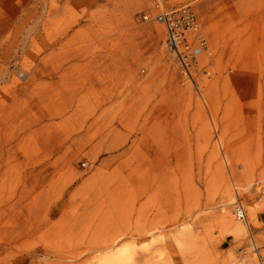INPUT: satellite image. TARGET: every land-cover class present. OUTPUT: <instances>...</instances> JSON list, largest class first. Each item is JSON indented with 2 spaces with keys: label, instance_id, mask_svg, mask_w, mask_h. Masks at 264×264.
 <instances>
[{
  "label": "rangeland",
  "instance_id": "1",
  "mask_svg": "<svg viewBox=\"0 0 264 264\" xmlns=\"http://www.w3.org/2000/svg\"><path fill=\"white\" fill-rule=\"evenodd\" d=\"M52 1L45 13L50 5L59 7L46 26L55 36L69 29L73 18L84 20L83 4L92 2L91 143L54 153L18 149L9 158L0 153V264H21L25 251L79 247L102 234L153 227L160 234L157 245L180 232L175 221L192 231L188 244L203 264L264 262V111L256 109V93H246L260 71L246 60L241 64L230 48L234 36L251 41L263 35L264 0H160L164 7L189 4L198 15L191 36L204 35L207 44L197 54L192 80L180 73L165 47L164 25L153 20L159 0H83L75 6ZM20 2L0 0V22ZM37 42L40 46L42 39ZM29 48L32 56L38 49ZM104 51L109 64L103 81L99 56ZM149 145L158 147L159 176L156 187L143 194L144 178L153 168ZM26 155L37 160L22 164ZM39 160L47 177L42 186L34 180L29 186L35 217L17 229L7 207L28 184L25 168L33 169ZM239 205L246 213L254 211L258 223L250 219L246 232L235 236L215 214L228 206L233 216ZM19 232L26 235L18 238ZM126 237L118 246L132 248L143 240ZM47 261L41 256L22 264Z\"/></svg>",
  "mask_w": 264,
  "mask_h": 264
},
{
  "label": "bare ground",
  "instance_id": "2",
  "mask_svg": "<svg viewBox=\"0 0 264 264\" xmlns=\"http://www.w3.org/2000/svg\"><path fill=\"white\" fill-rule=\"evenodd\" d=\"M49 1L52 4V0H22L9 17L0 22V153L5 154L7 158L18 149L27 152L35 149L50 150L54 153L82 145L85 147L91 143L96 86L94 12L90 9L92 2L83 4L86 9L83 14L84 20L81 17L79 22L77 18H73L69 29L55 36L53 33L55 30L51 31L50 27L46 26V21H50L51 18L48 17L52 15L51 13L56 14L55 10L59 6L50 5L51 8L47 9L45 17V6L46 2L49 4ZM69 2L75 6L83 3V0H66V4ZM196 16L198 29L200 22L197 14ZM76 26L78 28H75ZM191 34L187 35L191 43L194 37L198 36L194 41L195 44L192 43L198 49L197 51L205 49L207 40L204 35L191 36ZM262 34L260 39L253 37L251 41L242 39V36H234L233 48L230 47L241 64H246L244 63L246 60L252 69L257 68L260 71V73L257 72L258 74L254 73L252 77L253 83L256 81V86L249 87L246 92L256 93L255 106L258 112L264 111V32ZM65 35L68 37L64 39ZM37 39H42L40 46L37 44L40 40L37 42ZM35 45L38 49L32 56L31 52L34 48L31 47V50L29 46ZM168 51L175 57L180 73L192 80V73L197 70V55L191 59L189 55L184 54L183 50L180 51L182 56H187L185 60L187 71L179 65V56L169 48ZM99 57H101L99 66L104 81L109 64L107 51ZM194 86L198 89L197 85ZM107 101V96H104L102 104H106ZM148 147L146 153L153 168L144 178L143 194L148 193L151 186L156 187L159 176L157 175L160 161L158 147L155 145ZM36 158L32 160V157L26 155L21 163L30 164V160L33 162L37 160ZM41 158L43 160V157ZM42 164L43 161L39 160L34 163L33 169L30 166L25 168L23 176L28 177V184L22 187L14 204L7 207L17 229H22L27 224L30 215L35 217L28 202L29 186L33 180L38 186L43 185L47 175L44 173L46 168L42 169ZM37 165L38 169L35 170ZM201 178L199 177L200 182ZM232 203L225 205L229 206ZM14 205H17L15 207L17 211ZM228 206L226 209L221 208L215 217L226 226L229 234L235 236L244 234L250 219L254 221V224L258 223L254 211L247 209L246 213L244 207L239 205L233 212L234 219ZM240 211L242 216L238 217L237 213ZM182 224L183 222L175 221L174 227H178L180 232L170 234L169 241L156 243L157 245H153V242L160 234L157 235L156 227L155 229L153 227L129 232L128 235L126 233L102 234L94 237L84 246H71L57 250L50 248V251H22L20 255L25 261L29 258L36 260L42 256L50 264H203L197 249L194 250L188 244L193 236L192 231L184 228L181 230ZM24 235L19 232L17 237ZM126 236L143 240L140 245L131 244L132 248L125 245L118 246V243ZM16 255L13 253V257ZM23 259H20L21 264ZM259 264L264 262L260 261Z\"/></svg>",
  "mask_w": 264,
  "mask_h": 264
},
{
  "label": "built area",
  "instance_id": "3",
  "mask_svg": "<svg viewBox=\"0 0 264 264\" xmlns=\"http://www.w3.org/2000/svg\"><path fill=\"white\" fill-rule=\"evenodd\" d=\"M143 17L144 19L147 18L146 15ZM153 19L165 25L166 48H169L172 52L179 56V65L183 66L187 70V62L185 61L187 56H182L180 51L183 50L184 54L189 55L191 59L198 53V49L195 48V45L191 43V40H189L187 36L197 30L198 20L194 10L189 4L164 7L162 2L159 0L157 3V11L154 14ZM237 216L241 217L242 212H238Z\"/></svg>",
  "mask_w": 264,
  "mask_h": 264
}]
</instances>
